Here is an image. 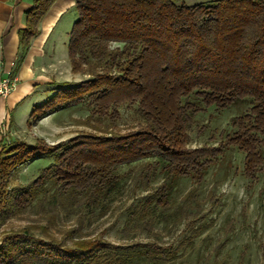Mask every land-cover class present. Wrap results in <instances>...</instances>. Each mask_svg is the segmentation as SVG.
<instances>
[{
    "label": "trees",
    "instance_id": "trees-1",
    "mask_svg": "<svg viewBox=\"0 0 264 264\" xmlns=\"http://www.w3.org/2000/svg\"><path fill=\"white\" fill-rule=\"evenodd\" d=\"M54 1L32 0L24 12L15 70ZM176 1L73 0L77 19L68 33L67 59L71 73L89 77L55 89L32 107L27 124L85 102L96 109L97 118L109 109L133 105L138 123L124 133L86 135L59 147L41 139L0 147V224L33 204L46 221V226L4 233L0 264H169L206 228L194 219L202 206L197 189L222 148L243 152V175L250 181L264 168V0L193 6ZM244 101L249 108L231 119L235 132L225 146L187 148L192 117L201 105L223 109ZM47 155L52 161L33 181L8 187L17 165ZM146 159L155 161L138 166V181L149 183L158 171L161 183L131 207L121 233L139 231L156 238L155 225L172 210L176 181L190 177L193 185L176 209L178 218L187 219L182 239L177 244L121 246L108 241L105 231L93 238L76 237L86 213L106 214L105 202L123 179L118 169ZM61 211L79 213L77 227L65 229L58 239L48 229ZM260 247L264 264V243Z\"/></svg>",
    "mask_w": 264,
    "mask_h": 264
},
{
    "label": "rangeland",
    "instance_id": "rangeland-1",
    "mask_svg": "<svg viewBox=\"0 0 264 264\" xmlns=\"http://www.w3.org/2000/svg\"><path fill=\"white\" fill-rule=\"evenodd\" d=\"M211 1L213 0H177L176 3L193 6ZM76 19L77 14L73 6L64 13L57 32L50 37L47 46H54L55 56L58 59L64 57L67 59L68 33ZM70 73L69 68L65 66L64 72L57 77L58 82L53 85L61 88L63 84L74 85L89 77ZM54 93L53 90L49 92L40 87L34 94L18 103L14 111L2 116L0 147H7L15 141L33 144L38 139L49 147H59L72 139L86 135L124 133L133 129L138 123L133 105H121L117 111L109 109L105 115L100 114L97 118L96 109L85 102L61 109L34 122L30 121L31 125H28L32 107L42 104ZM189 100L195 99L189 97ZM201 108L192 117V124L188 130V149L225 146L228 137L235 132V128L231 126V119L245 113L249 104L244 101L223 109L204 105H201ZM243 159V152L236 147L226 146L210 164L197 189V200L202 206L200 213L194 218L196 224H205L206 228L192 247L180 253L169 264H261L260 246L264 243V168L257 174L255 180L250 181L243 175ZM51 161V157L47 155L24 165H17L16 170L9 176L8 187L14 188L30 183ZM154 161V159H146L120 167L118 174L123 179L119 189L105 202L106 214L100 216L98 211L86 213L82 228L75 236L93 238L99 232L105 231L104 237L108 241L121 246L154 241L161 244H177L184 235L187 219L178 218L176 209L181 197L193 185L190 177H181L176 181L171 196L172 210L165 220L155 225L156 238L139 231L131 232L127 236L121 233L131 207L161 183L162 177L158 171L154 172L149 183L138 181V166L143 163L151 165ZM78 213V211L71 213L61 211L54 227L48 231L59 239L65 229L77 227L75 218ZM33 226H46L40 207L35 204L21 215L11 217L0 224V237L10 231L16 232ZM33 233L36 236L39 234L38 231ZM226 237L223 248L216 252V247ZM132 264L148 263L138 261Z\"/></svg>",
    "mask_w": 264,
    "mask_h": 264
},
{
    "label": "crops",
    "instance_id": "crops-1",
    "mask_svg": "<svg viewBox=\"0 0 264 264\" xmlns=\"http://www.w3.org/2000/svg\"><path fill=\"white\" fill-rule=\"evenodd\" d=\"M31 3L32 0H0V77L12 69L18 79L13 92L6 99H0V118L14 111L18 103L40 87L55 91L57 86L53 84L58 82L57 77L64 72L65 66L71 71L68 59H58L54 46L47 45L52 34L57 32L64 13L74 6L73 0L54 1L39 24V34L33 38L23 61L15 70L17 33L24 27V12Z\"/></svg>",
    "mask_w": 264,
    "mask_h": 264
},
{
    "label": "built area",
    "instance_id": "built-area-1",
    "mask_svg": "<svg viewBox=\"0 0 264 264\" xmlns=\"http://www.w3.org/2000/svg\"><path fill=\"white\" fill-rule=\"evenodd\" d=\"M17 77L13 73V70L6 72L4 76L0 77V99H6L15 89L17 85Z\"/></svg>",
    "mask_w": 264,
    "mask_h": 264
}]
</instances>
